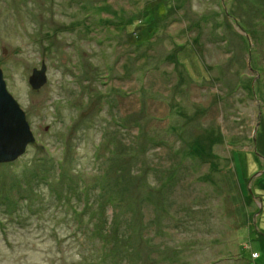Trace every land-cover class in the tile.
I'll return each instance as SVG.
<instances>
[{"label": "rangeland", "instance_id": "rangeland-1", "mask_svg": "<svg viewBox=\"0 0 264 264\" xmlns=\"http://www.w3.org/2000/svg\"><path fill=\"white\" fill-rule=\"evenodd\" d=\"M0 70V264H264V0H0Z\"/></svg>", "mask_w": 264, "mask_h": 264}, {"label": "water", "instance_id": "water-1", "mask_svg": "<svg viewBox=\"0 0 264 264\" xmlns=\"http://www.w3.org/2000/svg\"><path fill=\"white\" fill-rule=\"evenodd\" d=\"M46 81L45 65L33 69L28 84L32 90L40 89ZM256 130V128H255ZM255 142V138L253 137ZM34 142L25 113L9 94L0 70V164L10 163L22 156L28 144Z\"/></svg>", "mask_w": 264, "mask_h": 264}, {"label": "bare ground", "instance_id": "bare-ground-1", "mask_svg": "<svg viewBox=\"0 0 264 264\" xmlns=\"http://www.w3.org/2000/svg\"><path fill=\"white\" fill-rule=\"evenodd\" d=\"M254 138H255V136H254ZM253 139V138H252Z\"/></svg>", "mask_w": 264, "mask_h": 264}]
</instances>
